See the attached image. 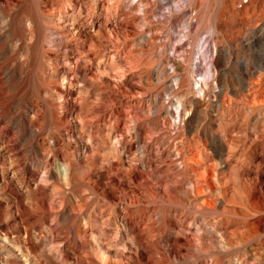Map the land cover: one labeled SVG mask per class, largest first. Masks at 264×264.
Instances as JSON below:
<instances>
[{"label":"rangeland","instance_id":"rangeland-1","mask_svg":"<svg viewBox=\"0 0 264 264\" xmlns=\"http://www.w3.org/2000/svg\"><path fill=\"white\" fill-rule=\"evenodd\" d=\"M0 264H264V0H0Z\"/></svg>","mask_w":264,"mask_h":264},{"label":"bare ground","instance_id":"bare-ground-1","mask_svg":"<svg viewBox=\"0 0 264 264\" xmlns=\"http://www.w3.org/2000/svg\"><path fill=\"white\" fill-rule=\"evenodd\" d=\"M58 171L61 172L63 176L66 175V169L65 168H58Z\"/></svg>","mask_w":264,"mask_h":264}]
</instances>
